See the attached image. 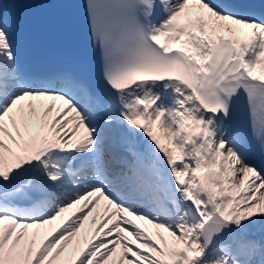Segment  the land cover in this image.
I'll list each match as a JSON object with an SVG mask.
<instances>
[{
	"label": "snow or ice",
	"instance_id": "6c2138e0",
	"mask_svg": "<svg viewBox=\"0 0 264 264\" xmlns=\"http://www.w3.org/2000/svg\"><path fill=\"white\" fill-rule=\"evenodd\" d=\"M18 2L0 264H264V0H83L94 76L66 53L36 67Z\"/></svg>",
	"mask_w": 264,
	"mask_h": 264
}]
</instances>
